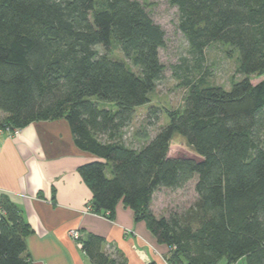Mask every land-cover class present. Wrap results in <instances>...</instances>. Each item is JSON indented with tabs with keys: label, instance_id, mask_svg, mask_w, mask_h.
I'll return each mask as SVG.
<instances>
[{
	"label": "trees",
	"instance_id": "1",
	"mask_svg": "<svg viewBox=\"0 0 264 264\" xmlns=\"http://www.w3.org/2000/svg\"><path fill=\"white\" fill-rule=\"evenodd\" d=\"M151 1L0 0V129L65 119L77 147L97 157L77 168L91 190L89 210L112 219L121 202L169 246L168 264H264V81L251 82L264 75V0H168L191 52L202 57L222 43L242 77L228 89L186 79L182 107L166 109L168 123L153 136L137 133L146 141L135 148L118 138L164 72L165 32L146 9ZM113 44L124 59L106 52ZM148 112L153 125L158 108ZM175 133L199 159L171 155ZM194 177L189 209L151 212L156 190ZM0 210V264H28V224L8 199ZM79 240L93 264H115L103 238Z\"/></svg>",
	"mask_w": 264,
	"mask_h": 264
},
{
	"label": "crops",
	"instance_id": "2",
	"mask_svg": "<svg viewBox=\"0 0 264 264\" xmlns=\"http://www.w3.org/2000/svg\"><path fill=\"white\" fill-rule=\"evenodd\" d=\"M96 159L77 147L63 118L0 132V201L13 203L29 226L28 264H93L69 236L73 229L82 240L103 238L102 249L115 264H168L169 246L121 202L112 219L89 210L91 190L77 168Z\"/></svg>",
	"mask_w": 264,
	"mask_h": 264
},
{
	"label": "rangeland",
	"instance_id": "3",
	"mask_svg": "<svg viewBox=\"0 0 264 264\" xmlns=\"http://www.w3.org/2000/svg\"><path fill=\"white\" fill-rule=\"evenodd\" d=\"M146 9L153 21L165 32V45L158 52L159 60L164 65V72L162 79L157 82L151 94L150 103L136 108L132 122L118 138L121 142L135 148H139L146 141L137 138V133L141 134L142 131H146V138L153 136L160 126L168 123L165 110L182 107L186 93L183 83L186 79L204 76L209 83L228 89L233 81L242 77L237 72L236 53L222 43L209 44L203 50L202 57L191 52L185 37L178 28V10L171 6L168 0L151 1ZM96 49L101 53L106 51L102 46H96ZM106 52L113 58L124 59L114 44ZM259 81H264V75L252 76V83ZM150 106L158 108V120L153 125H149L154 117L148 116ZM99 107L116 109V106L102 101L99 102ZM103 139L107 140L105 137ZM170 153L173 156L181 154L200 158L193 147L178 133H175L171 139ZM195 182L196 177L179 189L160 188L156 190L151 197L149 209L156 217H169L172 213L185 212L197 199L194 190ZM220 264H225L224 260H221ZM236 264H245V261L240 259Z\"/></svg>",
	"mask_w": 264,
	"mask_h": 264
},
{
	"label": "built area",
	"instance_id": "4",
	"mask_svg": "<svg viewBox=\"0 0 264 264\" xmlns=\"http://www.w3.org/2000/svg\"><path fill=\"white\" fill-rule=\"evenodd\" d=\"M3 130L8 131V132L16 133V132H18L20 129H14V130H12V129H10V128H5V129H0V132L3 131ZM2 214H3V211L0 210V215H2ZM68 234H69V236H70L72 239H74L75 241H77V242L80 243V240H79V239H80V234H79V231H78V230H75V229L70 230Z\"/></svg>",
	"mask_w": 264,
	"mask_h": 264
}]
</instances>
